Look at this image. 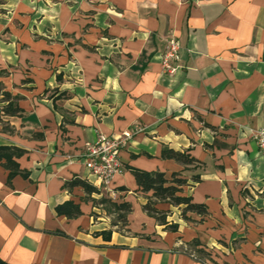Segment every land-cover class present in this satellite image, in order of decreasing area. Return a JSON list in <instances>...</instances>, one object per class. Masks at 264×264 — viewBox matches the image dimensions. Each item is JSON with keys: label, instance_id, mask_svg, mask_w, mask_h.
Instances as JSON below:
<instances>
[{"label": "crops", "instance_id": "crops-1", "mask_svg": "<svg viewBox=\"0 0 264 264\" xmlns=\"http://www.w3.org/2000/svg\"><path fill=\"white\" fill-rule=\"evenodd\" d=\"M180 68L164 71L170 37ZM0 86L22 111L0 145L26 150L8 182L0 161V257L10 264H264V0H0ZM132 131L123 170L100 185L84 164L100 133ZM164 148L189 154L186 165ZM181 173L179 194L207 212L157 200L132 169ZM199 175V181L194 176ZM80 178L97 191L68 187ZM106 197L128 202L111 221ZM66 201L82 214L57 212ZM121 223V225H120Z\"/></svg>", "mask_w": 264, "mask_h": 264}, {"label": "trees", "instance_id": "trees-1", "mask_svg": "<svg viewBox=\"0 0 264 264\" xmlns=\"http://www.w3.org/2000/svg\"><path fill=\"white\" fill-rule=\"evenodd\" d=\"M0 92L3 95V100L7 101L6 105L2 107L5 115H17L22 109L18 105V96H13L9 91ZM1 120V117H0ZM26 150L14 145H0V161L9 170L8 182L17 174H22L27 177L28 172L20 168L17 159L23 156ZM162 156L164 158H173L186 165L192 164L195 159L189 154L180 151H175L170 148H164ZM135 175L138 189L145 193L152 192V196L148 197L147 203L143 206L149 215L155 217L160 223L167 224V212L161 211L156 208L155 200L167 201L174 205H184L183 217L189 219L187 212H197L205 214L207 212L204 204L194 203L191 196H184L179 194L182 192V186L187 183V180L181 177V173H173L171 178H167L166 173L162 171H145L137 168L132 169ZM194 180L199 181V175H195ZM68 187L83 186L88 193L97 191V189L87 183L85 180L76 178L66 183ZM101 203L107 204V210L110 213L116 212L119 221H126V215L132 210L131 204L128 202L117 203L103 197L100 199ZM57 212L60 215H65L68 218H76L82 214L80 205L74 201H66L57 206ZM167 228L175 231L178 229L177 224H167ZM0 264H10L0 257Z\"/></svg>", "mask_w": 264, "mask_h": 264}, {"label": "built area", "instance_id": "built-area-1", "mask_svg": "<svg viewBox=\"0 0 264 264\" xmlns=\"http://www.w3.org/2000/svg\"><path fill=\"white\" fill-rule=\"evenodd\" d=\"M180 50L181 45L178 38L170 37L167 48L161 57V63L166 73L174 74L180 68ZM250 133L264 154V128L251 129ZM132 136V131H125L117 135L100 133L95 141L86 143L83 158L87 170L97 178L101 186L112 194H115L111 187L114 179L123 170L121 151Z\"/></svg>", "mask_w": 264, "mask_h": 264}, {"label": "rangeland", "instance_id": "rangeland-1", "mask_svg": "<svg viewBox=\"0 0 264 264\" xmlns=\"http://www.w3.org/2000/svg\"><path fill=\"white\" fill-rule=\"evenodd\" d=\"M109 216H110L111 221L117 220V213L116 212L111 213V215H109ZM120 225H121V223H120Z\"/></svg>", "mask_w": 264, "mask_h": 264}]
</instances>
